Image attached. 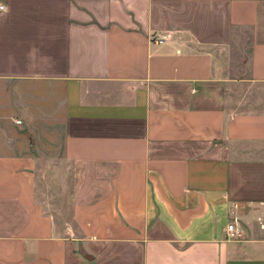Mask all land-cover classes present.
<instances>
[{"label":"crops","instance_id":"obj_1","mask_svg":"<svg viewBox=\"0 0 264 264\" xmlns=\"http://www.w3.org/2000/svg\"><path fill=\"white\" fill-rule=\"evenodd\" d=\"M0 5V264H264V0Z\"/></svg>","mask_w":264,"mask_h":264},{"label":"built area","instance_id":"obj_2","mask_svg":"<svg viewBox=\"0 0 264 264\" xmlns=\"http://www.w3.org/2000/svg\"><path fill=\"white\" fill-rule=\"evenodd\" d=\"M4 8H5L4 6L0 5V11L4 10ZM156 42H157V43H162L163 40H162V39H161V40H157ZM228 231H229V233H231V234H230V237H234L235 225H234V224H231V225L228 227Z\"/></svg>","mask_w":264,"mask_h":264}]
</instances>
